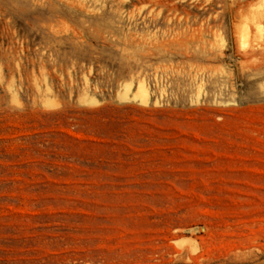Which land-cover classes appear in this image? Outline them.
<instances>
[{
  "label": "rangeland",
  "instance_id": "obj_1",
  "mask_svg": "<svg viewBox=\"0 0 264 264\" xmlns=\"http://www.w3.org/2000/svg\"><path fill=\"white\" fill-rule=\"evenodd\" d=\"M0 264H264V0H0Z\"/></svg>",
  "mask_w": 264,
  "mask_h": 264
},
{
  "label": "bare ground",
  "instance_id": "obj_2",
  "mask_svg": "<svg viewBox=\"0 0 264 264\" xmlns=\"http://www.w3.org/2000/svg\"><path fill=\"white\" fill-rule=\"evenodd\" d=\"M144 93H145L146 95H148V92H147V90H145V89H144Z\"/></svg>",
  "mask_w": 264,
  "mask_h": 264
}]
</instances>
